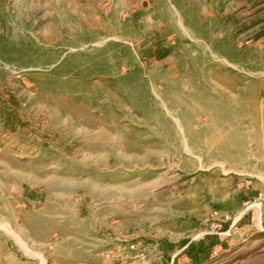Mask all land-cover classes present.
Returning a JSON list of instances; mask_svg holds the SVG:
<instances>
[{
	"label": "rangeland",
	"instance_id": "obj_1",
	"mask_svg": "<svg viewBox=\"0 0 264 264\" xmlns=\"http://www.w3.org/2000/svg\"><path fill=\"white\" fill-rule=\"evenodd\" d=\"M0 264H264V0H0Z\"/></svg>",
	"mask_w": 264,
	"mask_h": 264
}]
</instances>
